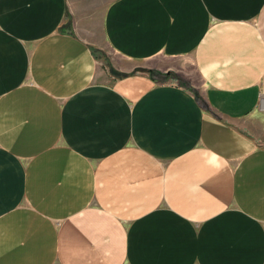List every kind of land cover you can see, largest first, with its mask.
<instances>
[{
	"label": "crops",
	"instance_id": "crops-1",
	"mask_svg": "<svg viewBox=\"0 0 264 264\" xmlns=\"http://www.w3.org/2000/svg\"><path fill=\"white\" fill-rule=\"evenodd\" d=\"M0 264H264V0H0Z\"/></svg>",
	"mask_w": 264,
	"mask_h": 264
}]
</instances>
